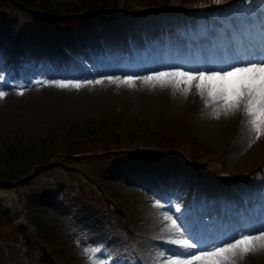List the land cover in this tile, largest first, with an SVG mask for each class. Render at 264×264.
Returning a JSON list of instances; mask_svg holds the SVG:
<instances>
[{"label":"rangeland","instance_id":"374dc122","mask_svg":"<svg viewBox=\"0 0 264 264\" xmlns=\"http://www.w3.org/2000/svg\"><path fill=\"white\" fill-rule=\"evenodd\" d=\"M48 1L47 15L53 21L51 24L38 21L25 8L13 7L11 1H0V49L4 51L0 79L9 81L11 76L14 77L20 70L17 64H24L21 63L24 53L34 46H40L37 49L39 59L32 62L40 63L42 67L51 65L54 58H64V53L52 42L55 43L57 38L62 43L67 35L80 32L88 37L79 40L80 45L72 41L65 48L76 56L82 53L83 57V51L95 43L92 39L95 32L106 43L109 34L133 43L136 32H156L160 22L168 21L176 28L180 24V30L175 34L195 35L200 29L207 32L209 26L218 21L243 18L251 23L258 12L264 10V0H234L232 8L226 9L223 5L230 0H106L92 10L70 13L68 7L81 5L87 0ZM183 5L191 7L184 8ZM63 19L67 23H62ZM82 60L89 64L84 58ZM6 63L12 66L11 70L6 68ZM90 70L96 73L93 67ZM35 74L32 72L27 78L20 79L21 82L12 80V84H3L0 88L7 92L0 99V242L3 246L0 264H88V257L84 255L86 248L99 249L96 256L106 264H133L135 252L144 257L145 264H154L156 260L151 256L153 245L150 244L154 242L150 237L160 218L153 204L157 200L164 204L157 196L159 190L173 191L175 184L174 190L188 192L195 202L201 200L207 204L211 200L213 204H220L226 197V188L231 190L238 185L249 190L256 179L264 177V167H260L264 155L257 156L254 163L238 161L239 168H230V149L225 147L219 135H211L203 127V123L207 126L210 123L201 118L204 101L197 90L192 94L196 97L192 102L194 105L190 102V106L184 102L178 107L168 97L159 96L158 87L144 82L139 87L140 97L136 96L135 89L127 86L123 88L124 92L112 89L106 100L95 96L93 90L98 84H86L79 89L60 88L54 84L36 86L32 84L39 78L64 80L67 77ZM88 75L86 73L83 77ZM25 86L28 87L23 88ZM21 88L23 95L17 94ZM118 94L124 95L117 103L111 104L109 100ZM239 114H243V109ZM240 115L229 132L242 122ZM107 127L118 132L123 140L125 138L124 142H128L127 138L132 141L128 142L132 143L129 145L123 143L112 159H54L52 164L55 167L44 170L45 175L35 174L27 184L26 177L17 180L3 178L11 168L2 157L5 145L17 138L24 144L34 145L50 135L53 138L65 137L66 140L81 138L87 142L98 137ZM157 128L187 133L203 143L209 153L203 152L198 162L184 156L188 155L185 152L181 155L178 151H168L157 153V157L153 156L155 154H142L141 143ZM249 149L251 146L246 151ZM239 156L240 159L246 157L243 152ZM64 165L70 168L68 173ZM185 172H188L186 176ZM144 175L148 176L144 178L146 180L132 182L138 185L139 190L135 191L138 197L128 198L120 185ZM41 177L43 179L38 183ZM198 182H208L216 190H203L204 198L200 199L196 189V186H201ZM81 187L86 192L92 190L90 195H94V199L87 193H81ZM256 191L255 201L263 203L264 191ZM146 198L153 201H146ZM246 201L242 196L238 203ZM189 205L185 203L183 209ZM229 208L234 210V204ZM188 210L187 214H190ZM165 211L174 214L172 210ZM246 256H239L234 263L264 264V260H247Z\"/></svg>","mask_w":264,"mask_h":264},{"label":"bare ground","instance_id":"6f19581e","mask_svg":"<svg viewBox=\"0 0 264 264\" xmlns=\"http://www.w3.org/2000/svg\"><path fill=\"white\" fill-rule=\"evenodd\" d=\"M167 22H160V24H158L159 29L156 30V32L154 30L153 32L142 34L136 32V35L134 34L133 37V43L125 42L121 39H118V37L114 38L115 34H109V37H107L108 41L106 43L105 40L100 39V34L97 36L98 33L95 32L92 36V39L95 41V43H93V45L90 44L87 51H83V57L81 56L82 53L76 56L75 53L67 52L65 48L67 45H71L72 41L75 42L76 45H80L79 40L86 39L88 38L87 36H82V33L80 32L75 33L72 36L67 35L63 39L64 41H62V43L60 39L56 38V42H52V45H57L65 56L64 58H54L51 65L49 64L45 67H42L40 63H34L39 59V52L37 49L40 47L34 46L31 51L25 53L23 52L25 58L22 59L21 63L24 64H17L20 70H17L18 72L15 73L14 77L11 76L9 81L0 79V88H2L3 84H12V80H18L19 82L20 79L27 78L32 72H35L36 74L38 73L41 77L43 75L46 76L48 74H56L67 77L64 78V81L83 82L87 80H104L103 83L98 84L93 91L95 96L97 95L98 98L104 97L107 100L106 97L113 88L124 92L123 88L126 89L128 86L127 84L112 83L106 79L108 76L120 77L118 75H124L123 77H120L124 78L126 75H130L131 73H135V77L144 76L147 73L149 74V72L152 70L165 69L164 66L181 65L180 63L187 61V59L188 64H190L191 67H198L204 64H208L210 66H226L228 63L233 62L238 57L246 58L250 53H255L260 49H264V35H259L260 32L264 33V10L259 11L257 17H255L251 23H247V21L243 18L240 20L233 18L227 22L218 21L216 24H214V26H209V30H207V32L203 31V29H200V32L196 33L195 35L190 33H188L186 36L175 34L176 30H180V24H178L176 28ZM1 29L2 28H0V30ZM17 35H19V33H17ZM53 49L56 50L54 47ZM3 52L4 51L1 48L0 63L2 58H4ZM26 57L28 59H26ZM83 58L89 64L83 63ZM126 59L129 60L127 64H125ZM33 60L34 62H32ZM6 64V68L11 70L12 66L10 67V64ZM1 65L2 64H0V66ZM91 67L96 70V73L91 72ZM1 70L2 67H0V74H2ZM86 73L89 74V77H83L86 75ZM90 74L92 75L90 76ZM59 80L63 79L50 80L47 78H39L36 79L32 85L45 86L48 84H53L50 83V81ZM142 81L141 79H137L134 82L133 87L136 91L137 97L141 96L139 87L142 85ZM155 86L159 88V96L163 95L168 97L178 107L182 106L184 102H187V106H190L189 103H192L196 100V97L192 96L193 93H196L195 87H193L191 92L187 95V97H185L181 92H174V89L171 86L162 87L159 84ZM123 95L124 94H118L116 96L114 95L113 99L109 100L110 103L114 105V103H117L118 99ZM201 108V112L203 110V115L201 118H205L206 121L208 120L210 123L209 126L206 125L207 123H203L205 131L207 133H211V135L212 133L219 135L218 137L220 140H222V143L225 145V147L230 149V153L228 155L230 157V168H239L238 161L250 162L247 164L254 163V160L257 156L264 155V136L256 139L254 134H250L242 128L241 121L238 122V124L236 123L238 128L235 127L234 131L229 132V128L232 126V123L236 121V117L238 119L240 110L237 111V113L235 112L236 115L234 113L227 116L223 114V111H221L220 117L217 119L213 114V107L211 105H209L207 108H205L204 105V107ZM250 146L251 149L246 151V149L248 147L250 148ZM245 151L247 153H245ZM242 152L246 157H242V159H240L239 155ZM187 174L188 172H185L184 176ZM147 177V175L140 176L137 180L136 178H131L130 182H124L120 186L122 189H125V193L128 194V198L138 197L137 192H135L138 189V185L132 182H141L142 179L146 180L144 178ZM198 184H201V186H196L200 199L204 198L203 193H201L203 190H216L215 186H209L208 182L203 184L198 182ZM174 187L175 184L173 186V191L168 189L167 191L159 190L160 192L157 196L162 198L164 202L163 205H165L162 210H172L174 214L170 213L171 215L174 217H181L184 224L187 226V229L191 230L195 236V240L198 241L201 246L219 243L222 240L228 241L230 238L234 237L237 232L243 231L244 229L264 227V202L257 204L259 201L256 202L253 197L257 189L264 191V177L256 179L255 184L251 186L249 190L238 187V185L233 186L231 190L226 188V197H223L220 204H213L211 203V200H209L207 204L201 200L195 202V200L188 196V192L178 189L174 190ZM191 193H193V191ZM242 196H244V199L247 201L244 203H238L239 198ZM145 200L149 201L151 198H146ZM212 200L215 199L212 197ZM248 200H251L252 202H249ZM185 203H190V205L189 207L183 209V205ZM233 204L234 210H230L229 206ZM175 206H179V213L175 212ZM187 210L191 211L190 214H187ZM158 222L159 223H156L151 231L153 235L150 237V239L154 242L153 244L150 241V244L153 245L151 256L155 258V264H165L164 257L173 256L176 253L184 250L178 248L177 245L169 243L168 237L166 235L164 238H158L161 236V228L166 226V222H161V219H159ZM204 232H207L206 235ZM188 251L195 252L197 255L199 254L196 249H191ZM161 253H163L164 256H161ZM253 254L256 256L253 257V255L249 254L246 256V258H248L247 260H264V250H260ZM144 255L147 256L146 253ZM182 258L189 257L185 256ZM237 258H239V255L229 261L228 264H235L234 261H236ZM133 264H145L144 257H141L138 252H135Z\"/></svg>","mask_w":264,"mask_h":264},{"label":"snow or ice","instance_id":"6c2138e0","mask_svg":"<svg viewBox=\"0 0 264 264\" xmlns=\"http://www.w3.org/2000/svg\"><path fill=\"white\" fill-rule=\"evenodd\" d=\"M219 2V0H216ZM165 70H152L145 76H126L124 78L111 77L112 83L134 86L136 79H141L145 84L153 87L159 84L162 87L171 86L175 91L181 92L185 97L195 87L198 95L204 101L205 108L213 107V114L219 119L221 111L224 115L234 114L243 108L242 128L254 134L256 139L264 136V49L250 53L246 58L238 57L226 66L204 64L198 67L187 65L164 66ZM187 67L188 70H185ZM60 88H81L84 84H100L103 80L87 81H50ZM17 94L23 95L21 88ZM7 92L0 90V99ZM157 210L161 222L166 226L161 228V236L168 237V242L177 245L184 250L173 256L164 257L165 264H228L234 257L243 258L249 253L264 250V227L244 229L228 241H220L207 246H201L194 242L195 236L187 229L181 217H174L168 211H161L165 205L159 200L153 204ZM175 212L179 213V206H175ZM179 221V222H178ZM256 233V234H254ZM187 237V238H174ZM191 249H196L195 254ZM99 249L86 248L84 255L88 257V264H106L99 260L96 253ZM164 256L163 253L160 254ZM189 258H182V257ZM155 264V262H154Z\"/></svg>","mask_w":264,"mask_h":264},{"label":"trees","instance_id":"16d2710c","mask_svg":"<svg viewBox=\"0 0 264 264\" xmlns=\"http://www.w3.org/2000/svg\"><path fill=\"white\" fill-rule=\"evenodd\" d=\"M0 1H11L13 7H27L26 11L31 12L38 21L46 22L51 24L53 21L49 19L47 15L49 12V1L40 0L38 3L31 5L32 1L27 0H0ZM106 0H87L81 3V5H71L68 7V11L76 12L78 10H92L96 8L98 4L105 2ZM232 3H229L226 6L230 7ZM62 23H67L66 20H62ZM69 137V136H68ZM69 138L58 137L53 138L52 135L46 136L34 145L33 143H23L21 139H15L5 145L2 157L6 160L9 165L10 171L4 175L3 178L16 179L21 177H26L25 183H29V179L35 177V174H43L44 170L55 167L56 165L52 164V160L56 159L63 161L64 159H77L78 158H87V159H112L116 156V150L122 147L123 143L128 144L131 139L127 138L124 142L122 136L118 132L110 130L108 127L103 128L98 137L88 140L71 139ZM132 142V141H131ZM132 144V143H129ZM128 144V145H129ZM203 144V143H202ZM201 142L193 137H190L186 134L173 133L169 132L163 128H157L149 138H145L141 143V152L142 154H155L154 157H157V153H164L168 151H178L182 153L190 152L191 158L193 161H199L200 156L203 152L209 151L203 147ZM144 148L146 150H144ZM187 149V151H185ZM153 152V153H152ZM81 155V157L78 156ZM78 157H77V156ZM64 170L68 173L70 170L67 165H64ZM41 171V173H40ZM43 178H39L38 183ZM35 182V180L33 181ZM81 192L86 193V189L81 187ZM92 190L87 191V195H90ZM93 199L94 195H90ZM89 197V198H90ZM2 244L0 242V251Z\"/></svg>","mask_w":264,"mask_h":264}]
</instances>
